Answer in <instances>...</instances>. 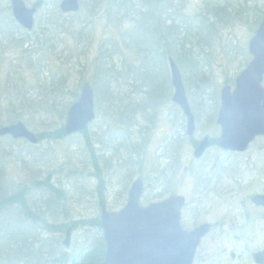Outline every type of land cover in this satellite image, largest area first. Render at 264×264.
Returning a JSON list of instances; mask_svg holds the SVG:
<instances>
[{
	"label": "trees",
	"instance_id": "obj_1",
	"mask_svg": "<svg viewBox=\"0 0 264 264\" xmlns=\"http://www.w3.org/2000/svg\"><path fill=\"white\" fill-rule=\"evenodd\" d=\"M59 1L33 2L37 12L35 33L31 38L26 37V31L15 23L9 12L6 18L0 10V43L19 48L23 55L37 57L45 51L46 55L55 54L58 46L66 47L70 43L72 49L66 52L70 55V68L66 69V74L76 66L82 74L87 71L92 74L90 80L78 83L79 87L90 84L96 117L106 116V122L100 127L103 137L106 136L105 142L99 141L96 134L88 133L90 125L78 134H65L67 111L77 100L80 88L69 85L66 74H61L62 69L50 76L46 75L49 74L46 68L43 72L42 65H38L34 74L36 93L28 91L26 94L19 89L28 85L23 77L20 82L7 80L0 86V127L16 122L32 126L39 130L35 133L38 144L79 135L84 148L82 155L87 162L81 163L80 170L70 169L65 179L79 181L80 185L73 183L71 189H74L76 200L92 199L90 211L93 215L77 220L66 218L67 222L58 224V213L60 218L62 211L68 216L75 199H68L61 183L60 189H55L49 178L40 181L34 178L31 187L44 207H34V202L31 210L27 201L31 188L14 185L4 168L2 151L6 147L13 149L17 142L10 139L11 142L2 144L9 138L0 137V219H3L0 222V264H44L37 255L40 250L38 230L61 237L68 227H72L71 233L81 231L85 242L71 254L60 251L55 264H101L105 244L99 212L107 203L105 178L109 176L108 181L112 178L116 181L118 177H125L124 183H117L120 188L123 185L122 193H126L132 180L133 159L140 158L139 149L149 140L150 132L147 131L156 123L157 114L165 103L171 102L169 61L172 60L180 71L186 94L191 97L194 92L200 98L205 97L204 92L210 89L207 72L211 66V52L222 29L237 24L242 26L243 17L246 21L255 10L259 17L256 24L264 17V0H196L195 3L192 0H79V11L65 15L58 8ZM100 25L107 33L99 38L94 57L88 61L85 49L90 29ZM110 30L113 35L108 37ZM82 43H85L83 47ZM25 45L37 49L26 51ZM246 56L249 58L247 51ZM39 71L46 76H40ZM14 72L17 79L19 74L23 75L18 68ZM180 127L182 130L183 125ZM182 137V142L188 141L185 133ZM105 154L110 157L104 158ZM50 191L56 193L57 198ZM10 214L15 223L5 224ZM60 248H65L61 242Z\"/></svg>",
	"mask_w": 264,
	"mask_h": 264
},
{
	"label": "rangeland",
	"instance_id": "obj_2",
	"mask_svg": "<svg viewBox=\"0 0 264 264\" xmlns=\"http://www.w3.org/2000/svg\"><path fill=\"white\" fill-rule=\"evenodd\" d=\"M22 1L30 7L35 0ZM50 1L45 0L47 3ZM192 1L195 3L196 0ZM8 6L9 0H0V10L3 17L6 18L9 17L10 10L6 9ZM253 13H250V18L246 21L243 17L242 26L237 24L230 29H222L219 41L214 44V50L211 52L209 71L204 69L210 83H208L210 89H206L204 92L205 97L200 98L192 92L191 101V97L186 94L195 117V140H200L204 136L213 138L219 134L215 116L212 114L213 108L217 106L222 87L233 88L235 77L250 59L246 56L247 43L259 25V23L256 24L259 19L257 10ZM101 28L102 25L90 29L86 44L89 43L85 49L88 61L94 57V50L99 38L106 36V29ZM110 32L108 37L113 35L111 30ZM83 44L85 43L80 46L83 47ZM66 45V47L58 46V51L55 54L47 53L46 55V51L42 52L40 57L28 56L27 53L23 55L19 48L7 43L0 45V86L4 85L7 80L20 82L23 77L27 80L28 85L24 88L20 86L19 89L25 91L23 93L26 94L28 91L36 93L34 74L38 65L44 66L43 72H46V68L49 73L46 75L50 76H55L57 72L60 73V69H62L61 74H66V69L70 68L68 67L70 55L68 56L66 52L72 49V45L70 43ZM24 49L26 51L28 49L36 50L37 47L30 48L29 45H25ZM61 51H64L63 55H58ZM16 68L23 74H19L18 79L14 72ZM43 72L39 71L38 74L45 77ZM91 75L89 71L82 74L80 68L76 66L66 74V78H68L71 87L80 88L78 82L90 80ZM262 86L264 87V80ZM157 115L156 123H153L150 131H147L150 132L149 140L139 149L140 158L133 166L131 173L132 178L139 177L143 180L144 193L141 204L157 201L172 194L180 195L186 201L181 213V223L184 229L189 230L194 225L203 223L211 225L212 230L208 236H205L198 248L194 264H255L252 255L264 249V210L254 208L249 199L252 195L264 194V138L255 140L242 154L229 155L221 152L218 147L212 146L201 159L193 160V149L189 142H182V133L185 132L184 118L179 110L171 102H166ZM196 115L198 116L196 117ZM38 116L39 114H37ZM100 116H97L95 121L90 124L88 133L96 134L97 137L99 136V141L105 142L106 136L103 137L100 127L107 119L103 114ZM181 124L183 125L182 130ZM27 128L33 133L39 132L32 126L27 125ZM2 144H6V141ZM82 144V138L77 135L64 141L45 140L34 147L18 141L14 144L13 149L6 147L2 151L4 168L9 181L16 186L25 185L31 188V192L27 196L31 210L34 209L31 206L34 205V202H36L34 207H44L38 201L39 197L34 192L33 186L31 187L34 178L39 181L49 178L50 184L55 189H60L61 183L63 189L68 193V199H75L70 206L71 213L68 216L64 215L62 211L63 216L60 218V212L58 213V224L67 222L66 218L77 220L93 215V212L90 211L92 199L82 197L80 200H76L74 189H71L73 183L75 186H79V181L65 179L69 177L70 169L80 170L81 163L86 164L87 162L82 155V149H84ZM166 144L168 145L166 146ZM105 157L108 159L110 155L106 156L105 154ZM61 168L62 175H60ZM203 174L208 177L204 178L201 176ZM210 177L212 180H209ZM106 178V206L109 210H119L125 204L128 190L126 193H122L123 185L120 188L117 182H123L125 177H118L116 181L113 178L108 181ZM50 194L57 198L56 193L50 191ZM57 211H59L58 207ZM246 213H248L247 217ZM55 217L53 215L52 219ZM60 219L62 220L60 221ZM2 221L3 219H0V222ZM14 223L12 214L5 218V224ZM37 233V238L40 241V250L37 255L44 264H55L60 251L71 254L82 247L85 242L82 238L83 233L75 231L71 233L70 246L62 249L60 242L62 245L64 235L60 237L59 235L55 236V233L39 230Z\"/></svg>",
	"mask_w": 264,
	"mask_h": 264
},
{
	"label": "water",
	"instance_id": "obj_3",
	"mask_svg": "<svg viewBox=\"0 0 264 264\" xmlns=\"http://www.w3.org/2000/svg\"><path fill=\"white\" fill-rule=\"evenodd\" d=\"M15 21L24 29L33 26L34 8H28L22 0H10ZM79 9L78 0H62L59 10L74 13ZM250 62L235 79L233 91L226 86L221 89L217 124L221 135L219 144L224 150L243 152L257 136H264V88L261 86L264 74V19L247 45ZM172 102L186 119V134L192 136L195 130L194 117L186 98L180 72L175 63L169 61ZM95 118L93 92L88 83L80 88L77 101L68 109L64 123L67 135L85 130ZM25 139L36 144L37 138L18 122L0 128V136ZM208 146L204 139L194 156L200 157ZM142 182L136 180L127 194L126 204L119 211L108 212L102 208L99 220L105 242L101 264H192L200 240L210 231V225L185 231L180 225L181 209L185 200L172 195L161 201L140 205ZM251 202L264 208V195H255ZM66 232L64 245L68 246ZM256 264H264V250L253 256Z\"/></svg>",
	"mask_w": 264,
	"mask_h": 264
},
{
	"label": "flooded vegetation",
	"instance_id": "obj_4",
	"mask_svg": "<svg viewBox=\"0 0 264 264\" xmlns=\"http://www.w3.org/2000/svg\"><path fill=\"white\" fill-rule=\"evenodd\" d=\"M25 31H26V34H27L26 37L29 36V38L33 37V34L35 33V29H30L29 31H27V30H25ZM14 38H16V37H14ZM27 38H28V37H27ZM3 44H5V43H0V45H3ZM220 98H221V93L219 92V97H218L217 106H214V108H213V111H215V114H214V116H215V124H216V126L218 127V129H219V134H218V136L213 137V138L208 137V136H204V137H203L202 139H200V140H195V137H194V136H195L196 126H195V130H194V133H193L192 136H187V134H186V132H185L186 137H187V139H188V142H189V144H190V147H192V149H193V151H192V159H193V160H199V159H201V158L203 157V155H204V154L209 150V148L212 147V146H216V147H218V148L221 150V152L226 153V154H229V155H233V154H242V153H244V152H246V151L248 150V148L250 147V145H251L255 140H257V139H261V138H264V136H259V137L254 138V139L252 140V142L247 146L246 150L243 151V152H232V151H229V150H224V149H222V147H221L220 144H219V138H220V135H221V130H220V126H219V125L217 124V122H216V121H217V116H218V111H219V108H220ZM193 117H194V114H193ZM185 123H186V121L184 120V127H185ZM5 139H7V138H5ZM204 139H207V140H208V146L205 148V150H203L201 156L198 157V158H196V157L194 156V153H195V151L198 149V147L201 145V143L203 142ZM11 140H13V139H11ZM11 140L8 139L7 141L11 142ZM14 140H15V139H14ZM14 140H13V141H14ZM215 141H216V142H215ZM36 146H37V145H36ZM138 160H139V159H137V160L133 159V162H132L131 165L134 166V165L137 163ZM130 169H131V168H130ZM126 171H127V170H126ZM201 176H203L204 178H205V177H208V175H205V174H203V175H201ZM136 180H140V181L142 182V186H143V189H144L143 180H142L141 178H139V177H137V178L133 177L132 180L130 181V183L128 184V189H127L128 191L130 190L132 184H133ZM209 180H212V177H210ZM123 183H124V181H123ZM117 185H118V183H117ZM128 191H127V192H128ZM260 195H264V194H260ZM253 196H254V195H252V196L250 197V199H249L250 203H251V198H252ZM185 205H186V201H185ZM103 207L106 208V209H108L107 206H105V205H103L101 208H103ZM184 207H185V206H184ZM184 207H183V208H184ZM183 208L181 209V213H182ZM256 208H259V207H256ZM260 209H262V208H260ZM262 210H263V209H262ZM247 214H248V213H246V217H247ZM99 222H100V220H99ZM203 224H205V223H203ZM180 225H181V227H182V223H181V214H180ZM200 225H202V224H200ZM200 225H197V226L194 225L193 228H190L189 230H186V229H184L183 227H182V229L185 230V231H191V230H193V229L199 227ZM211 230H212V227L210 226V231H211ZM210 231H209L205 236H208V234L210 233ZM205 236L200 240V243H199L198 247L196 248V251H195V255H194L193 263H192V264H194V260H195L196 254H197V250H198V248L201 246L202 241L204 240ZM257 252H259V251H257ZM257 252H255V253H257ZM255 253H254V254H255ZM254 254L252 255V258H253V256H254Z\"/></svg>",
	"mask_w": 264,
	"mask_h": 264
}]
</instances>
